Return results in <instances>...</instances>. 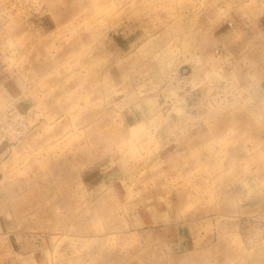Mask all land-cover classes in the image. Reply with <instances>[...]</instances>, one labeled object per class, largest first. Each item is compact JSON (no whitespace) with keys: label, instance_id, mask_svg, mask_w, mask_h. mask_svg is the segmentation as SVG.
Wrapping results in <instances>:
<instances>
[{"label":"rangeland","instance_id":"obj_1","mask_svg":"<svg viewBox=\"0 0 264 264\" xmlns=\"http://www.w3.org/2000/svg\"><path fill=\"white\" fill-rule=\"evenodd\" d=\"M7 120L0 264H264V0H0Z\"/></svg>","mask_w":264,"mask_h":264},{"label":"crops","instance_id":"obj_2","mask_svg":"<svg viewBox=\"0 0 264 264\" xmlns=\"http://www.w3.org/2000/svg\"><path fill=\"white\" fill-rule=\"evenodd\" d=\"M17 126L18 125L16 123L12 122V120H7L6 122L1 124V131H2V134L0 135V137H1L0 144L1 145H3L4 147L5 146L8 147L11 144H15V142H19L18 138H19L20 133L17 132V130H18ZM4 234L5 233L0 232V236L3 235L4 236L3 238H5L6 241H8L9 243H10V241L12 242L8 246L9 252L10 253L12 252L13 254L16 255L17 250H18L17 248L21 244L18 245L17 238L12 240V238L10 237L9 234H7V235L6 234L4 235ZM18 253L24 254L23 250H20Z\"/></svg>","mask_w":264,"mask_h":264}]
</instances>
